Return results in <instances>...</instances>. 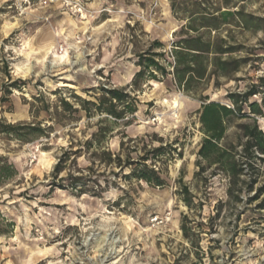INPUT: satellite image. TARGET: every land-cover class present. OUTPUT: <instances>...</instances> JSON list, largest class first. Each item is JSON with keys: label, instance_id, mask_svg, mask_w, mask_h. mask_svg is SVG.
<instances>
[{"label": "rangeland", "instance_id": "rangeland-1", "mask_svg": "<svg viewBox=\"0 0 264 264\" xmlns=\"http://www.w3.org/2000/svg\"><path fill=\"white\" fill-rule=\"evenodd\" d=\"M72 1L82 5L86 19L41 0H0V99L8 98L0 101V119L53 126L50 137L30 142L0 134V156L18 170L0 185V264H264V194L248 201L264 185V161H258V183L240 200L228 194L229 178L216 165L202 161L204 171L198 166L205 137L198 113L203 103L231 106L228 93L257 84L262 93L249 101H258L264 111V31L234 24L210 31L206 38L244 46L233 57L250 53L252 59L234 75L219 78L216 87L212 78L197 92H185L175 84L171 51L187 21L173 14L171 0ZM208 4L264 18V0ZM155 40L163 43L155 51L163 52L160 63L172 74L156 72L152 79L146 72L135 82L141 68L137 55ZM17 79L21 88L9 94L8 85ZM102 87L126 88L137 107L114 126L104 146L123 161L128 155L139 162L148 156L163 185L126 176L129 168L115 175L117 165L93 163V151L84 150L76 166L85 175L89 167L95 174L104 172L98 177L103 192L51 188L64 149L71 141L77 149L103 117L65 113L61 100L75 107V96L96 102ZM255 118L264 131V114ZM244 122L250 120H230L222 142L239 145L238 124ZM156 148L161 151L153 152ZM182 184L192 192V207L179 193Z\"/></svg>", "mask_w": 264, "mask_h": 264}, {"label": "trees", "instance_id": "trees-1", "mask_svg": "<svg viewBox=\"0 0 264 264\" xmlns=\"http://www.w3.org/2000/svg\"><path fill=\"white\" fill-rule=\"evenodd\" d=\"M208 0H171L173 14L180 19L186 20L187 24L181 27L179 34L181 37L173 43L171 51L174 58L173 76L177 88L185 92H197L199 86L207 80L214 78L215 87L219 85V78H228L239 72L241 68L249 64L252 59L250 53L244 57H233L244 49L242 44H228L224 38H206L210 31L219 30L223 25L234 24L243 30H263L264 18L246 13L243 8L232 11L229 7L223 10L221 7L211 6ZM162 48L163 43L155 40L150 47L137 55V65L140 68L135 75V82L146 72L150 78L157 79L156 72H160L163 77L172 74L166 66L160 63L159 57L163 52H156V48ZM264 78H261L263 81ZM22 80H14L8 85L7 92L11 94V89H20ZM102 93L97 101H91L79 96H75L79 107L66 99L61 100L63 111L73 115L80 111L86 113L87 118L96 115L99 118V128L90 138L79 142V147L74 149V142L64 149L58 163L54 167L53 179L50 183L52 189H69L83 194L90 192L96 194L103 192V185L98 177L104 172L95 174L93 167L88 168L89 174H84V170L76 165L77 157L83 151H93V163L105 167L117 165L120 168L118 175L125 168L130 172L126 176H133L146 181L149 184L161 186L164 180L158 172L148 165V156L141 157V161L133 160L128 155L123 161L119 154L112 152L103 144L104 140L112 134L114 126L120 120H124L129 115L137 112V107L129 102L130 94L126 88H101ZM262 92L257 84H252L245 92H230L227 95L231 106L217 101L205 102L199 109V117L202 131L205 134L201 147L198 151V166L204 171L206 166L216 165L217 171L222 172L229 178L228 194L241 199V193L249 192L258 183L260 168L258 161H264V131L260 128L256 116H263L262 104L258 101H249L251 97ZM208 100V96H202ZM8 98H1V102H6ZM264 103V97L262 98ZM247 106V110L245 109ZM49 111V108H46ZM58 115V114H57ZM250 122L238 124L241 129L239 135V145L234 143H223L228 127V122L233 119H246ZM50 120H56V116H51ZM130 120V118H128ZM53 126H42L41 122H17L9 123L0 119V134H5L20 142H30L42 137H50ZM241 146V150L238 149ZM161 148H156L153 152H159ZM97 158V159H95ZM70 167L67 170V166ZM71 165L73 169H71ZM68 171L66 176L60 175ZM91 172L93 174L91 175ZM18 174L16 166L8 158L0 156V185L7 180L14 178ZM96 175V176H95ZM249 175V180L245 176ZM95 176V177H94ZM245 185V186H244ZM183 201L188 207H192L193 195L187 185L182 184L179 192ZM264 194V185L256 190L255 196L248 201L256 200ZM264 207V200L260 208ZM182 230L188 236V229L185 223Z\"/></svg>", "mask_w": 264, "mask_h": 264}, {"label": "built area", "instance_id": "built-area-1", "mask_svg": "<svg viewBox=\"0 0 264 264\" xmlns=\"http://www.w3.org/2000/svg\"><path fill=\"white\" fill-rule=\"evenodd\" d=\"M41 3L43 5H52V4H59L61 5L63 8H67V9H72V10H76L81 18L86 19L87 18V14L83 12V7L82 5H80L79 3H75L72 0H41ZM60 51H63L64 49V45H60L59 46ZM156 221L158 220V218L155 219Z\"/></svg>", "mask_w": 264, "mask_h": 264}, {"label": "bare ground", "instance_id": "bare-ground-1", "mask_svg": "<svg viewBox=\"0 0 264 264\" xmlns=\"http://www.w3.org/2000/svg\"><path fill=\"white\" fill-rule=\"evenodd\" d=\"M51 48H52V47H51ZM51 50H52V49H51ZM34 52H35V51H34ZM46 53H47V52H46ZM61 56H62V55H61ZM56 58H58V57H56ZM55 64H56V63H55ZM175 99H176V98H175ZM177 99H178V98H177ZM178 102H179V101H177V100L174 102L175 106H178V104H177Z\"/></svg>", "mask_w": 264, "mask_h": 264}]
</instances>
